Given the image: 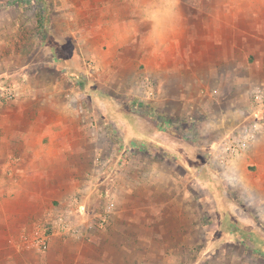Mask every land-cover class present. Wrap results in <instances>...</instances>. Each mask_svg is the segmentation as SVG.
<instances>
[{
  "label": "crops",
  "instance_id": "0c3cea01",
  "mask_svg": "<svg viewBox=\"0 0 264 264\" xmlns=\"http://www.w3.org/2000/svg\"><path fill=\"white\" fill-rule=\"evenodd\" d=\"M101 3L104 6H55L44 38L53 47L59 44L62 52L68 50L67 54L56 51L57 59L38 69L34 81L18 85L15 100L0 103V264H198L197 260L174 259L172 252L192 250L198 234L203 235V172L207 166L202 141H191L186 134L191 131L179 133L177 120L164 124L170 129L163 130L151 116L129 118L118 100L112 104L108 97L80 98L82 92H77L66 74L81 71L87 57L98 63L106 80L120 78L121 68L131 67L135 74L151 69L155 84L164 92L153 101L155 106L169 118L189 124L192 113L204 115L203 109L212 108L206 96L219 103L223 91L233 89L236 94L247 81H263L264 62H260L259 53L249 56L251 60L241 68L233 61L230 66L228 52L220 54L218 65L205 59L202 38L189 39L188 26L182 22L185 16L177 13L178 6L158 9L161 13L152 6L141 14L140 6H115L108 0ZM246 7L240 17L259 21L261 6ZM6 11L14 17L12 27L23 24L19 19L22 7ZM232 17L236 23V13ZM249 32L260 40L261 31ZM238 34L242 36L240 29L228 26L227 42L236 43ZM5 40L0 38L1 43ZM193 42L195 51L189 54ZM70 44H82V51L77 45L70 48ZM225 44L222 49H229ZM81 53L87 56L81 57ZM250 85L251 89L258 87ZM144 94L150 97L146 86ZM102 106L116 107L110 113L126 127L121 135L126 144L119 158L126 154L129 159L117 158L115 167L108 158L105 127L109 112H97ZM219 107L215 110L218 117L226 113L229 119L238 118L230 103ZM195 122L201 124L198 119ZM216 122L219 125L223 119ZM261 142L229 163L218 161V166L235 170L244 168L246 162V171L247 165H257V172H264ZM145 143L147 148L140 146ZM159 151L170 162L162 161ZM109 169L116 171L111 180L107 178ZM233 172L228 179L237 181ZM107 184L111 188L109 200L95 212L88 207L94 203L92 194L97 196L93 187ZM59 214L68 216L72 231L53 233L47 250L37 251L33 245L37 222L46 216L54 220ZM168 219L177 220L173 233L167 228ZM184 219L191 220L185 226L186 234L195 236L185 247L178 238L173 243L172 236L185 235L179 221Z\"/></svg>",
  "mask_w": 264,
  "mask_h": 264
},
{
  "label": "rangeland",
  "instance_id": "374dc122",
  "mask_svg": "<svg viewBox=\"0 0 264 264\" xmlns=\"http://www.w3.org/2000/svg\"><path fill=\"white\" fill-rule=\"evenodd\" d=\"M101 1L104 2L106 0H0V38L6 39V43L0 42V87L9 84L18 87L20 83L25 81H34L38 77V74H36L38 69L42 66H47L52 60L55 61L57 59L55 56L56 51L63 55L67 54L68 50L65 49L62 52L60 47H58L60 46L59 44L53 47V44L44 38V30L48 31L47 28L53 18L55 6H104ZM108 1L113 2L115 6H140L141 14L146 9L152 10V6H155L156 11L158 9L163 11L164 7L167 6H178L176 9L177 13L185 16L182 22L188 26L189 39L194 41L196 37L198 39L202 38L204 52L202 53L200 47L196 46L199 53L201 52V55L205 59L208 58L207 60L210 61L213 59L218 65L220 54L228 52L230 66L234 62L237 68H241L246 65L247 60H251L249 56L254 58V55L259 53L260 62H264V0ZM246 6H261V10L258 11V14H260L259 21H251V19L246 21V19H243V16L240 17V14H243L241 9L244 7L248 8ZM14 7L23 8L21 12L23 16L19 18L23 24L21 26L18 25V27L11 26V22H14V17L6 13V10ZM79 10L81 11L82 9ZM234 12L237 16L236 23H233L232 15L235 14ZM157 13L161 12L157 11ZM77 21L80 22L81 20L78 19ZM230 25H235L242 32V36L239 34L236 36V43L227 42V31ZM141 26L143 28L147 27L143 22H141ZM177 26L179 27L178 24ZM210 28L212 30H209ZM254 30L262 32L261 41L257 40L256 37H251L249 31ZM6 37L15 39V41H7ZM194 43L193 48H188L189 54L195 51ZM223 44L230 48L223 50ZM76 45L81 50L82 44H80L81 47L78 44H70V48H76ZM175 49L177 52L179 51V43ZM73 53L75 54V50ZM63 55L61 57H64ZM133 55H135V52H133ZM84 56L87 55L84 54ZM174 62L176 63V61ZM143 67L141 66L140 69H143ZM124 69L121 68L120 70V78L108 77V80H106L100 72L98 63L93 58L87 57L83 60V69L81 71L73 70L67 72L66 78L77 87V92H82L79 95L80 98L95 100V98L103 99L108 97V99L112 100V104L115 100H118L121 103L123 113L128 115L129 118H135L137 114L144 118L146 115L151 116L156 119L158 127L163 130L170 129L169 126L164 124L169 123L171 125V122H176L177 120L175 124L178 123L180 124L178 126H181L179 127L181 129H178L179 133L191 131L192 133H186L191 141H202L205 151L203 158L207 166L203 172V235L200 237L198 234L196 240L197 246L195 245L192 250L181 249L173 251V258L180 261L187 259L197 260L198 264H264V172H257V165H247L249 171H246V162L243 163L244 168H237L239 171L237 169L231 170L219 167L217 164L218 160L213 155L216 143L220 142L223 137L244 124L252 123L264 117V110L262 111L263 113H255L253 106L254 92L258 88H264V84L262 83L264 80L247 81L246 84L244 83V85H241L237 89L236 94H233V89L223 91L220 94L221 99L219 103H216L212 99L210 100L211 97L206 96L212 108L203 109L204 115H201V112L192 113L190 118L193 121H190L189 125L185 124L184 119L169 118L155 106L153 101L162 98V93L164 94V92L160 91L159 87L155 84L151 69L147 73L141 72L139 74L132 73L131 67ZM149 72L150 75H148ZM122 74L125 75L124 81L121 79ZM247 77L250 76L247 75ZM251 82L255 83V86L257 84L258 87L251 89ZM148 84L155 88L156 96L153 98L147 97L144 94V86ZM130 88L133 89L131 90ZM137 88H139L138 92L135 91ZM232 102H235L236 105L232 104ZM0 103L5 104L7 101ZM228 103L233 105L232 109H234L233 111H237L236 116L239 119H229L226 117V113L221 116L222 118L218 117L219 114L215 110L219 111L220 105L226 106ZM97 109L98 113L99 110L104 109L109 112L105 127L109 135L110 153H108V158L115 167L116 159L119 158L121 152L120 150L126 144L125 140L121 137L125 133L126 127L116 117H113V113H110L116 107L106 108L102 106L97 107ZM238 109H241V111ZM195 119H198L201 124L196 123ZM219 119H223V122L217 125L216 121ZM99 125V122H97L96 126ZM198 129L200 130L198 131ZM263 131L253 144H259L263 141L264 148V138H262L264 136H261ZM202 135L203 138L201 137ZM140 146L147 148L148 144H140ZM115 148H118L119 152H115ZM159 153L162 154V161L170 162L163 154V151H159ZM120 158L128 160L129 156L125 154L121 155ZM238 166H240L239 163L235 168ZM232 172L236 173L237 181L228 179V174ZM239 172L243 173L242 176ZM115 173L114 169H109L107 178L110 180L115 178ZM93 190H95L94 192L97 196L93 197L92 194L91 198L94 203L88 205V207L98 212L102 209L103 204L109 200L108 192L111 191V188L107 184L106 186L93 187ZM104 190L106 191L104 192ZM90 208H88L89 213H91ZM51 220L52 218L50 219L46 216L45 219L43 218L37 224H45L50 230L51 226L49 222ZM176 221L173 219L166 220V223L169 222V226H167L169 232L173 233L177 230L175 228L177 225H174ZM179 221L183 224L185 235L180 234L176 237L172 234L173 243L178 238L180 242H184L183 246L185 247L189 244V239L193 240L195 236L190 237L186 234L188 233V229L185 226H188L191 220L184 219ZM167 228L159 227V229L166 230Z\"/></svg>",
  "mask_w": 264,
  "mask_h": 264
},
{
  "label": "built area",
  "instance_id": "2783aa9c",
  "mask_svg": "<svg viewBox=\"0 0 264 264\" xmlns=\"http://www.w3.org/2000/svg\"><path fill=\"white\" fill-rule=\"evenodd\" d=\"M147 95L154 96V88L151 85H146ZM18 96V87L13 84L0 87V102L13 101ZM253 106L255 113H263L264 111V88H258L254 92ZM263 111V112H262ZM264 127V117L261 119L244 124L232 133L223 137L220 142L216 143L213 149V155L222 163H229L235 158L245 153L257 139ZM111 207L113 203L110 204ZM102 223V222H101ZM50 230L45 224H38L36 232L33 236V245L39 252L47 250L49 240L53 233H69L71 230L70 219L65 214H59L54 220L49 222Z\"/></svg>",
  "mask_w": 264,
  "mask_h": 264
}]
</instances>
